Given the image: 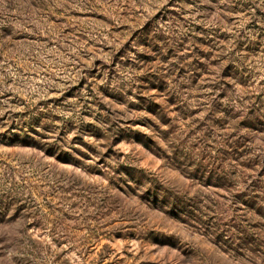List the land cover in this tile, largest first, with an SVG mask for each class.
<instances>
[{
    "label": "rangeland",
    "instance_id": "1",
    "mask_svg": "<svg viewBox=\"0 0 264 264\" xmlns=\"http://www.w3.org/2000/svg\"><path fill=\"white\" fill-rule=\"evenodd\" d=\"M232 1L0 0V264H264L232 178L237 136L264 152V24Z\"/></svg>",
    "mask_w": 264,
    "mask_h": 264
},
{
    "label": "trees",
    "instance_id": "2",
    "mask_svg": "<svg viewBox=\"0 0 264 264\" xmlns=\"http://www.w3.org/2000/svg\"><path fill=\"white\" fill-rule=\"evenodd\" d=\"M240 2V1H239ZM237 1H232L231 3H234L232 9L230 10V13L234 15L233 22H236V26H238L239 22L241 20L238 19V15L242 14L245 15L247 18L251 17L253 19L254 16H258L259 18L262 19V21H257L258 24L262 23L264 24V4L262 6L256 7L252 5H248V2H244V5H242L240 8L237 7L238 3ZM8 11L6 10H1L0 11V60L2 58L1 55H4V52L7 47H9V44L11 41L14 40L13 35L16 30L17 22L21 21L17 16L15 15H9V9L7 8ZM247 18H244L247 21ZM259 20V19H258ZM22 26V24L20 25ZM234 32V30H233ZM235 32L240 33V31L235 30ZM246 39V43H248L247 36L244 37ZM16 39V38H15ZM17 40V39H16ZM241 41H238V46L239 48L242 47V44L240 43ZM245 43V44H246ZM249 44L245 45V48L248 47ZM249 49H242L241 52H248ZM162 82L159 79H155L152 81L151 79L148 78V81H146V85L141 87L145 88V92L149 91L152 86H155L156 84ZM143 90V89H141ZM145 92L142 95H137L135 96L136 100H141L142 98L149 102L148 107L145 108V110H154L151 108V106H155L158 108V112L161 111V106L162 104L156 103L155 102V95L152 97H149V100L145 99ZM164 92V91H161ZM167 95L171 93V90L167 89L166 90ZM177 94V93H176ZM166 104V103H163ZM141 108V106H139ZM35 109V108H33ZM251 119H248V126L247 128H250L254 133H259L261 135H264V107H260L258 109L256 108H250L248 109ZM156 112V111H152ZM31 115H36V116H41V113L36 114V113H29L28 118H31ZM39 118V117H38ZM37 119H33L34 122H37ZM29 120V119H28ZM102 122L107 123V121L102 120ZM29 126L31 128L34 127L33 125ZM258 126H261L262 129H259ZM26 129V128H25ZM14 134H24L25 131L21 129H14L13 130ZM241 141H243L242 136H237V141L233 145V153L234 159L233 162L236 164L235 166V171L232 173V178L235 179L237 182L236 185H243L245 188L244 190H239L238 189V194H237V203L236 207L238 209V213H242L244 217H250L246 222H249V219L251 221V226L250 224L247 225L250 227L248 230L249 234L245 233L244 231H241L239 233V236L247 234L249 235L247 237L248 240V246H254L256 247V250H261L264 247V242H263V232H264V152L263 155H253V158L249 156L248 151H242L244 150V145L240 144ZM242 151V153H241ZM244 152V153H243ZM246 170V171H244ZM226 174V172H225ZM247 177V178H245ZM247 179L249 181H242L240 180ZM256 208V209H255ZM252 240V241H251ZM248 250V248H247ZM250 252V250H248ZM247 251V252H248ZM253 256V254L251 255ZM249 259V258H248Z\"/></svg>",
    "mask_w": 264,
    "mask_h": 264
}]
</instances>
